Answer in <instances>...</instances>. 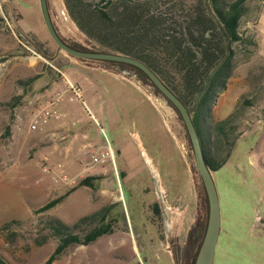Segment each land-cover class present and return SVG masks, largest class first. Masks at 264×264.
I'll use <instances>...</instances> for the list:
<instances>
[{
    "label": "rangeland",
    "instance_id": "rangeland-1",
    "mask_svg": "<svg viewBox=\"0 0 264 264\" xmlns=\"http://www.w3.org/2000/svg\"><path fill=\"white\" fill-rule=\"evenodd\" d=\"M74 2L98 7V0ZM48 3L66 42L99 48L72 19L66 0ZM142 9L171 29L167 38L207 13L206 0H150ZM239 32L241 41L231 45L234 71L205 122L206 150L214 160L226 159L213 172L223 229L215 264H264V173L250 172L249 160L257 153L264 160V0H246ZM118 69L60 49L40 0H0V257L8 264H44L61 242L51 219L73 226L104 207L113 232L69 245L52 264H186L187 236L201 218L194 264L209 204L184 122L164 97L162 112ZM178 76L166 77L183 92ZM71 84L83 102L70 100ZM47 112L48 122L29 130L30 114ZM105 151L111 156L93 164L92 155ZM60 174L75 183L56 182ZM85 178L93 186L81 184ZM97 224L80 222L72 232L84 237Z\"/></svg>",
    "mask_w": 264,
    "mask_h": 264
},
{
    "label": "trees",
    "instance_id": "trees-1",
    "mask_svg": "<svg viewBox=\"0 0 264 264\" xmlns=\"http://www.w3.org/2000/svg\"><path fill=\"white\" fill-rule=\"evenodd\" d=\"M147 1L150 0H98V7H84L82 2L74 0H66V3L72 19L100 43L99 48L93 51L120 53L143 61L190 108L207 163L212 171H217L226 164V159L214 160L206 150L205 122L212 116L215 101L226 89L234 71L231 45L242 39L239 27L246 0H206L207 13L197 15L190 23H182L181 29L173 31L169 38L165 34H169L167 30L171 29L158 20L150 9H142V4ZM62 40L72 48L89 51ZM120 66L150 81L139 68L125 63H120ZM173 71L179 75L183 92H188L192 98L191 103L184 98L182 90L168 82L166 76ZM81 184L93 186L92 178L83 179ZM64 198L49 201L39 211L53 208ZM107 209L104 207L85 216L73 226L60 219H51V228L61 242L44 264H52L73 243L88 245L112 233V223L107 221ZM87 221H98V224L84 237L72 232V228L80 222ZM0 264L8 263L0 257Z\"/></svg>",
    "mask_w": 264,
    "mask_h": 264
},
{
    "label": "water",
    "instance_id": "water-1",
    "mask_svg": "<svg viewBox=\"0 0 264 264\" xmlns=\"http://www.w3.org/2000/svg\"><path fill=\"white\" fill-rule=\"evenodd\" d=\"M40 3L46 26L53 40L57 43L60 49L78 59L109 62L118 65H120V63H125L139 68L148 76L150 81L153 83V89H157L167 101L172 103L173 108L179 112L191 141L196 167L202 179L209 204L208 223L194 264H215L216 250L221 234V206L218 190L213 177L214 171L211 170L205 158L199 134L190 114V108L187 107L184 102L143 61L132 56L123 55L120 53L99 52L91 50L82 51L69 46L62 40L61 36L55 28L50 13L48 0H40ZM121 72L124 74V76H128L132 81L142 87L147 92L149 97L153 100V102H155L158 108L162 112H164V107L161 101L153 93V90L147 88L143 81L139 79L135 73H130L129 71L124 69H121ZM147 163L150 164L149 159H147Z\"/></svg>",
    "mask_w": 264,
    "mask_h": 264
},
{
    "label": "built area",
    "instance_id": "built-area-1",
    "mask_svg": "<svg viewBox=\"0 0 264 264\" xmlns=\"http://www.w3.org/2000/svg\"><path fill=\"white\" fill-rule=\"evenodd\" d=\"M70 92H71L70 100H72V101L76 100V101H82L83 102V95H82L81 90L78 87L71 84L70 85ZM62 97H63V94L59 93L58 98L60 100H62ZM53 103H55V102H53ZM48 114H49V112H47V114H45V115H39L37 113L30 114L32 117H31V120L29 123V130H38V129L42 128L43 125L48 122V119H49ZM108 156H111V151H105V152H102L100 154L92 155V163L93 164L102 163L107 159ZM45 170H49V167L48 166L45 167ZM59 180H61L62 183H67V184L75 183V181L71 180L70 177L66 174H60V178L55 177L56 182H59Z\"/></svg>",
    "mask_w": 264,
    "mask_h": 264
},
{
    "label": "flooded vegetation",
    "instance_id": "flooded-vegetation-1",
    "mask_svg": "<svg viewBox=\"0 0 264 264\" xmlns=\"http://www.w3.org/2000/svg\"><path fill=\"white\" fill-rule=\"evenodd\" d=\"M138 78L141 79L144 82V80H143V78H141V76L140 77L138 76ZM156 92H157V90H156ZM158 94H160L159 91H158ZM159 98L161 99V102H163L165 100L162 95L159 96ZM169 103L170 102L167 101V106L170 109H173L172 108V104L170 105ZM173 110H176V109H173ZM188 157L190 158V161H193V158L190 155H188ZM156 193L160 194V192L158 191V189H157V192ZM202 230H203V221H202L201 218H197L196 223L194 224L193 227L190 228V231H189L188 236H187V244H186L185 254H187V253L188 254L186 255L187 256L186 257V264H192L193 263V259H194L195 253L197 251L196 249H197V245H198V237L200 236Z\"/></svg>",
    "mask_w": 264,
    "mask_h": 264
},
{
    "label": "crops",
    "instance_id": "crops-1",
    "mask_svg": "<svg viewBox=\"0 0 264 264\" xmlns=\"http://www.w3.org/2000/svg\"><path fill=\"white\" fill-rule=\"evenodd\" d=\"M255 148V147H254ZM251 162L250 165V172L252 173H257V172H261L264 173V160H261L259 157V153L255 154L254 156L250 157L249 159ZM222 224H221V232H222Z\"/></svg>",
    "mask_w": 264,
    "mask_h": 264
}]
</instances>
